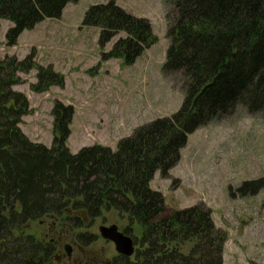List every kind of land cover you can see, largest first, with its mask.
Returning a JSON list of instances; mask_svg holds the SVG:
<instances>
[{
    "label": "trees",
    "instance_id": "obj_1",
    "mask_svg": "<svg viewBox=\"0 0 264 264\" xmlns=\"http://www.w3.org/2000/svg\"><path fill=\"white\" fill-rule=\"evenodd\" d=\"M75 1L0 0V21L11 23L7 46L44 20L59 19ZM164 5L169 45L161 71L178 76L182 104L170 117L136 128L115 150L92 145L72 153L66 143L74 110L60 101L51 109V145L29 140L20 128L29 101L14 89L19 74L37 70L30 85L37 94L61 87L63 79L51 67L37 66L33 52L23 60L0 59V264H25L49 249L30 234L17 235L31 222L52 215L81 229L109 211L126 217L124 234L131 237L134 227L140 233L133 239L134 255L116 256L109 264H223L225 234L215 227L210 209L197 204L166 214L164 198L150 182L156 172L168 175L198 128L237 106L264 117V0H164ZM82 26L99 30L101 48L123 33L102 59H119L124 66L157 41L147 19L112 1L91 5ZM95 239L77 236L84 246Z\"/></svg>",
    "mask_w": 264,
    "mask_h": 264
},
{
    "label": "rangeland",
    "instance_id": "obj_2",
    "mask_svg": "<svg viewBox=\"0 0 264 264\" xmlns=\"http://www.w3.org/2000/svg\"><path fill=\"white\" fill-rule=\"evenodd\" d=\"M110 1L132 16L147 19L157 39L131 66H124L119 59H102L118 38L124 37L123 33L101 48L99 30L82 26L83 15L91 5ZM168 10L164 0H76L66 5L59 19H47L25 30L11 47L5 39L11 23L0 21V59L15 56L23 60L33 52L37 66L51 67L63 79L61 87L52 86L37 94L30 89L37 70L19 74L20 82L14 89L29 101L30 113L20 125L29 140L51 145L55 101L74 110L66 143L72 153L92 145L115 150L118 141L131 136L136 128L177 112L184 96L181 82L178 76L166 77L161 71L169 45ZM243 184L252 185L241 192ZM150 188L162 194L166 214L197 204L210 209L215 227L225 234L223 264H264L261 114L252 115L237 106L231 114L198 128L188 136L178 163L166 177L156 172ZM60 221L47 216L27 224L17 235L32 233L37 240H57L61 254L51 264H97L116 255L114 245L100 237L99 228L114 225L123 232L127 226L126 217L113 211L102 212L88 228L72 230L61 226ZM78 233L95 235L97 241L82 248L75 240ZM139 235L134 227L132 240ZM65 245L71 249L70 262L64 259ZM189 248L185 245L183 251Z\"/></svg>",
    "mask_w": 264,
    "mask_h": 264
},
{
    "label": "flooded vegetation",
    "instance_id": "obj_3",
    "mask_svg": "<svg viewBox=\"0 0 264 264\" xmlns=\"http://www.w3.org/2000/svg\"><path fill=\"white\" fill-rule=\"evenodd\" d=\"M72 214V216L74 215V213H71ZM52 216V215H51ZM59 219V218H58ZM59 223H61V226H66V227H69V228H71L72 230H76V229H74V228H72L70 225H68L67 223H65L63 220H61ZM123 233V232H122ZM28 234H30L31 236H33L34 237V239H35V241L38 243V244H41V246H46L47 248H49L47 251H45V253L44 254H41V255H38L37 257H36V259L35 260H33V259H29L28 261H26L25 262V264H51L52 263V261L53 260H58L59 259V257H60V254L61 253H59V242L57 241V240H55V239H50V240H37V235H35V234H32V233H28ZM78 234H82V233H78ZM78 234L77 235H75V240H76V242L79 244L78 246H80V247H86V246H84V245H82L81 243H79L78 242V240H77V236H78ZM83 234H89V233H83ZM126 235V234H125ZM128 236V235H127ZM101 237V236H100ZM95 238H97L96 236H95ZM103 239V238H102ZM104 240V239H103ZM97 241V239H95V241L93 242V243H95ZM105 241H107V240H105ZM107 242H110V241H107ZM93 243H91V244H93ZM111 243V242H110ZM134 243V242H133ZM90 245V244H89ZM89 245H87V246H89ZM82 247V248H83ZM115 248V247H114ZM63 255H64V259L66 260V261H68V262H70V259H71V257H72V253H71V249H70V247H68L67 245H65L64 247H63ZM120 254H118L117 252H116V255L114 256V257H116V256H119ZM122 256H124V255H122ZM114 257H112L110 260H108V261H106V262H102V263H97V264H109L111 261H112V259L114 258ZM126 257V256H125ZM132 257V256H131ZM131 257H128V258H131Z\"/></svg>",
    "mask_w": 264,
    "mask_h": 264
},
{
    "label": "water",
    "instance_id": "obj_4",
    "mask_svg": "<svg viewBox=\"0 0 264 264\" xmlns=\"http://www.w3.org/2000/svg\"><path fill=\"white\" fill-rule=\"evenodd\" d=\"M99 234L101 238L110 241L114 245L118 254L126 257L134 255L135 249L132 238L120 232L116 226L100 227Z\"/></svg>",
    "mask_w": 264,
    "mask_h": 264
}]
</instances>
